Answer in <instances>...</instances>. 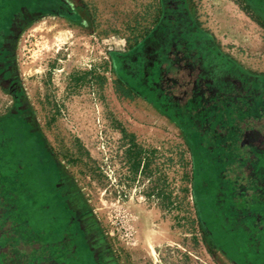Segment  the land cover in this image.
<instances>
[{"label":"rangeland","instance_id":"374dc122","mask_svg":"<svg viewBox=\"0 0 264 264\" xmlns=\"http://www.w3.org/2000/svg\"><path fill=\"white\" fill-rule=\"evenodd\" d=\"M20 1L0 0V22L20 12ZM188 1L216 48L243 70L264 75V0ZM70 2L86 24L40 18L18 34L16 59L32 119L116 262L264 264V80L248 90L236 85L231 95L235 84L218 69L224 143L212 156L196 154L184 122L128 88L114 63L149 35L161 0ZM186 86L182 102L194 85ZM165 98L157 95L156 102L167 110ZM7 102L0 94L1 109ZM122 129L149 155L148 167L136 173ZM8 146L0 143V264H64L43 238L39 170L17 169ZM218 177L237 199L254 200L250 239L234 233L248 219L221 216ZM148 229L159 233L151 243L143 237Z\"/></svg>","mask_w":264,"mask_h":264},{"label":"flooded vegetation","instance_id":"af4514ba","mask_svg":"<svg viewBox=\"0 0 264 264\" xmlns=\"http://www.w3.org/2000/svg\"><path fill=\"white\" fill-rule=\"evenodd\" d=\"M22 1L18 14L12 13L0 22V94L9 100L0 108V143L13 145L17 169L24 165V169L39 170L36 181L42 192L41 208L46 214L45 226L41 227L61 232L60 238L53 243L56 254L62 253L76 264H118L73 182L58 166L32 119L16 59L18 34L28 24L43 17H56L75 25H85L86 20L79 19L80 12L70 0ZM218 69L220 74L225 69L232 79L231 84H235L231 87V95L236 85L248 90L249 84L264 80V75L243 70L213 45L211 38L194 21L188 0H161L160 15L153 29L138 46L120 55L117 70L128 88L175 121L192 115L196 111L193 108L198 106L205 121L201 134L208 141L203 140L202 146L204 152L211 155L224 143L227 130L221 115L222 106L218 103L216 84H221ZM187 84L194 86L182 102L183 92L180 91ZM157 95L166 97L163 105H167V110L158 105ZM219 184L217 206L221 216L227 217V214L235 221L240 218L251 222L254 200L251 197L237 199L228 188L229 182L225 183L222 177ZM58 224L61 225L59 229ZM241 227L247 229L248 226L243 222ZM53 244L49 247L53 248Z\"/></svg>","mask_w":264,"mask_h":264},{"label":"trees","instance_id":"16d2710c","mask_svg":"<svg viewBox=\"0 0 264 264\" xmlns=\"http://www.w3.org/2000/svg\"><path fill=\"white\" fill-rule=\"evenodd\" d=\"M118 57H120V55H116L114 56V63L116 65V68H120V62L118 60ZM194 110H196L192 115H186V117H182V119H176L177 123L180 122H184L185 124V130L188 131L189 130V135L192 138L191 141V145L194 148V150L200 153V152H204L203 146L201 143V141L198 140V138H203L204 135L201 134V128L203 129L204 123L205 121H203L204 119V115H200L197 107L193 108ZM213 123H216L214 120H210ZM123 133V137H126L129 141V144L127 146V148L125 149V157H126V161L128 163V166L130 168V171L133 173H136L137 171L143 170L146 167H148L149 165V155L148 153L145 152V150L143 149V147L138 144L135 141V136L132 133H127L125 130H121ZM205 153V152H204ZM212 167H215L214 165ZM141 168V169H140ZM221 177L217 178V186H219V182H220ZM219 189V188H218ZM35 194V192H34ZM33 196V195H32ZM41 194L38 196L40 197ZM217 196V195H216ZM42 197V196H41ZM217 199V198H216ZM45 214V213H44ZM46 218V214L44 219ZM43 219V223H42V227L45 226V220ZM245 224L248 225L247 229H243L241 226H237V228L235 229V232H242L247 235V239H250L249 237H252L250 235V229H252L253 227L251 226V222L249 220L244 222ZM44 225V226H43ZM42 233H43V238H45V242H47L48 244L51 243L53 244L56 240H58L61 236V232L58 231H52L51 229H45L42 228ZM232 233V232H231ZM248 233V234H247ZM57 257L59 259H64V264L68 263V264H76L75 262H73L72 260H68L67 257L63 256L62 253L57 254Z\"/></svg>","mask_w":264,"mask_h":264},{"label":"bare ground","instance_id":"6f19581e","mask_svg":"<svg viewBox=\"0 0 264 264\" xmlns=\"http://www.w3.org/2000/svg\"><path fill=\"white\" fill-rule=\"evenodd\" d=\"M146 232L147 233L143 234L146 243H151V241H153L152 238H158L159 233L157 231H150V229H148Z\"/></svg>","mask_w":264,"mask_h":264}]
</instances>
